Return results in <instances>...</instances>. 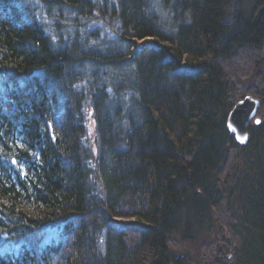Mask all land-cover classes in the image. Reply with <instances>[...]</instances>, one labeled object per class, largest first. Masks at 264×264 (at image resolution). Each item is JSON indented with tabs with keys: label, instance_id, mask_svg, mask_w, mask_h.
<instances>
[{
	"label": "trees",
	"instance_id": "obj_1",
	"mask_svg": "<svg viewBox=\"0 0 264 264\" xmlns=\"http://www.w3.org/2000/svg\"><path fill=\"white\" fill-rule=\"evenodd\" d=\"M263 51L264 0H0V264H264Z\"/></svg>",
	"mask_w": 264,
	"mask_h": 264
},
{
	"label": "rangeland",
	"instance_id": "obj_2",
	"mask_svg": "<svg viewBox=\"0 0 264 264\" xmlns=\"http://www.w3.org/2000/svg\"><path fill=\"white\" fill-rule=\"evenodd\" d=\"M33 4L36 5L35 3H33ZM34 8L36 9V6ZM158 14L164 19L162 13L160 14L158 12ZM150 40L151 39L147 38V39H144L141 41H137L135 44H137V46H141L145 42L150 41ZM132 43L134 44V42H132ZM256 58H257V56H255L254 54L246 53V55H245V53H244V55H242V54L240 55V58H237L234 60L236 62L241 61L242 64L248 68V70L244 73L245 75L241 74V76L239 77V81H237L234 77H230V81L234 85V90L232 91V93L230 92V97H229L228 101H229V103H231L232 101L235 102L234 106L239 101L243 100L246 96L258 99L257 96H258V94H260L259 89H258L259 86L256 85L257 83L255 81L249 82L250 79H248V78H249V76L250 77H256L258 75L264 74V51L260 54V56H258V58H261V63L259 66L255 65L254 63L252 65V63H251V60L255 61ZM260 84H264V82H260L259 85ZM263 116H264V105L262 106V104H261V105H259V108L257 110L255 118H258V120L261 122V119H263ZM253 120H250L248 125L253 123ZM248 125H247V127H248ZM88 136L90 138H92L94 136V134L89 132ZM219 245H217V246H219ZM214 247L215 246H209V239L208 238H203L202 242L199 245H197V248L193 249V254L201 255L203 257L202 259L204 262H211L213 259V256L210 254V251L213 250ZM196 258L200 260L199 257L196 256ZM197 263H199V261L196 263H194L193 261L190 262V264H197Z\"/></svg>",
	"mask_w": 264,
	"mask_h": 264
},
{
	"label": "water",
	"instance_id": "obj_3",
	"mask_svg": "<svg viewBox=\"0 0 264 264\" xmlns=\"http://www.w3.org/2000/svg\"><path fill=\"white\" fill-rule=\"evenodd\" d=\"M259 104L257 99L247 96L239 101L228 114V130L239 145H245L248 142L247 125L249 121L254 119L255 123L260 122L258 118H255Z\"/></svg>",
	"mask_w": 264,
	"mask_h": 264
},
{
	"label": "bare ground",
	"instance_id": "obj_4",
	"mask_svg": "<svg viewBox=\"0 0 264 264\" xmlns=\"http://www.w3.org/2000/svg\"><path fill=\"white\" fill-rule=\"evenodd\" d=\"M44 34H46V37H49V38H51V39H54L55 38V34L54 35H52V32H50V33H44ZM252 63V62H251ZM253 65V64H252ZM259 76H262V77H264V74H261V75H259ZM257 79H255L254 77L253 78H251L250 79V81L249 82H253V81H256ZM256 99V98H255ZM258 100V99H257ZM259 101V103H260V100H258ZM260 105V104H259ZM91 126L92 125H89V127H88V129L91 131ZM91 132H93V131H91ZM94 133V132H93ZM94 141V140H93ZM237 143V142H236ZM238 144V143H237ZM16 239V238H15ZM16 242H18L17 240H16Z\"/></svg>",
	"mask_w": 264,
	"mask_h": 264
},
{
	"label": "snow or ice",
	"instance_id": "obj_5",
	"mask_svg": "<svg viewBox=\"0 0 264 264\" xmlns=\"http://www.w3.org/2000/svg\"><path fill=\"white\" fill-rule=\"evenodd\" d=\"M15 163V161H13Z\"/></svg>",
	"mask_w": 264,
	"mask_h": 264
}]
</instances>
